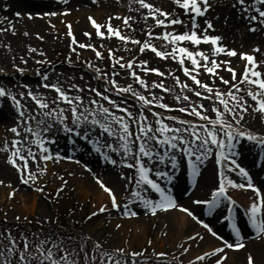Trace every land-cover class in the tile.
I'll return each mask as SVG.
<instances>
[{"label":"snow or ice","instance_id":"6c2138e0","mask_svg":"<svg viewBox=\"0 0 264 264\" xmlns=\"http://www.w3.org/2000/svg\"><path fill=\"white\" fill-rule=\"evenodd\" d=\"M64 2L67 3L68 0ZM135 2L140 5L137 11L146 10L141 13L143 19L146 22L149 18L154 21L153 24L148 25L146 36L165 41V50L157 48L150 39L141 42L139 39L122 34L120 29L111 23L113 19L111 16L103 25L89 17L95 28V34L101 38L116 37L122 42L138 45L140 54L150 50L161 59L178 61L184 76L192 83L181 80L177 75L176 84L181 86L182 92L185 90L191 92L198 98L197 102H193L185 92L183 95L175 96V99L181 102L179 106L165 103L163 96L148 91L149 83L137 72L136 65L138 63L145 74L154 73L163 77L171 73L162 72L158 67H150L148 60L137 62L135 56L128 60L124 57L117 58L115 50L109 48V57L113 60L111 73L102 71L91 62H86L87 66L96 73L93 78L105 81L103 89L93 87L91 84L82 87L76 83H70L65 88L59 79L49 83V72H41L39 69L35 70V74L40 77L37 88L53 90L56 96L51 101L42 93L34 92L28 84L21 86L26 91H20L18 95L6 85H0V98L10 99L16 109L18 121L9 129L14 134L10 145L5 141L0 150L9 153L7 163L16 169L21 182L35 186L40 175L47 171V165L41 167L36 163V171H33L30 161L36 162L39 159L47 162L61 158L60 153H54L49 146L55 143L56 133L63 132L70 135L75 132L80 136L83 132L87 139L89 129H98L99 135L95 139L88 140V143L92 144L95 151L111 165L127 168L132 173L131 175L120 173L125 183L124 195L119 197L113 187L105 184L101 177H96L100 188L108 194L112 209L128 217L138 215V212L133 210L137 203L152 215H156L159 211L179 209L221 242L219 246L196 255L194 259L188 261V264H224L227 258L226 250L241 249L246 246L243 228L237 225L232 214V206L237 202L228 193L230 187L251 189L255 193L250 206L245 209L247 226L258 238L264 239V192L253 183L249 171L238 163L236 158L240 155L237 151L238 145L243 140L252 142L253 146L259 149V154L264 155V134L246 130L241 123L250 109L264 113V60H258L255 55L260 53L261 49L256 46L251 53H237L236 49H230L220 43L222 36L209 34V30H215L211 19H205L204 26L201 27L198 18L205 17L213 7L210 0H173V3L183 10L187 20L181 19L175 10H164L151 0H135ZM231 7L237 9L238 14L246 21L249 32L264 31V0H231ZM16 15L21 14L16 13ZM116 18L120 19V17ZM132 19L128 16L123 17L124 25L132 28L129 24ZM177 25L186 27L187 30L179 32L174 27ZM155 27L164 30L155 33L153 31ZM68 28V35L72 37L73 44H78L82 49L91 48L97 58H103V53L96 49L95 45L79 43L71 32L70 24ZM6 30L0 28V31ZM85 35L91 37L92 34L85 33ZM183 42H188L194 47L190 49L182 46ZM169 44L172 45L170 52L166 50ZM201 44L209 45V51L201 50L199 47ZM29 51L35 52L36 49L29 48ZM72 52H76V48H72ZM221 55L228 57L239 55L240 59L245 61L243 71L238 73L232 66L231 60L218 59ZM21 59L26 65L27 60ZM186 61H190L191 66H188ZM37 63L52 62L41 60ZM67 63L70 65L73 63L71 54ZM117 65L119 69L127 70L134 82L148 91V95L134 89L132 84L122 86L115 78L121 75L116 70ZM13 67L21 75L28 71L27 68L16 64ZM218 69L230 73L231 79L220 75ZM4 71L0 68V73ZM202 72L208 74L211 83L199 78ZM80 79H83V76ZM217 79L227 86L226 91L216 84ZM151 88H160L165 93L171 91L163 81L159 83L152 81ZM85 91L89 95L86 106L84 96L81 95ZM112 93L117 97L123 96L124 99L118 102L113 99ZM127 94H131L138 102L137 112L130 110ZM25 97L31 98L34 102L36 105L34 110L22 104V99ZM203 101H208V104ZM69 112L70 117L67 115ZM172 112L183 113L193 119L168 114ZM210 112L214 115H210ZM69 119L71 124L68 123ZM33 145L36 146L35 150ZM105 148L110 149L118 158H113L108 152L102 151ZM211 156L215 157V163L219 166L218 186L211 191L210 199H194L192 203L206 206V213L211 215L227 202L225 205L227 214L222 215L218 220V222H231L229 224L231 236L227 238L218 233L202 216L196 215L188 206L179 203L176 185L173 183L174 173L181 165L186 163L190 175L198 177L201 174L200 165ZM169 164L170 168H168ZM228 173H236L246 183H237ZM3 183L4 181L0 180V184ZM193 183L197 181L193 180ZM8 186L11 187L10 184ZM36 190L42 192L43 188L37 187ZM61 190H57V196ZM15 194L16 189H13L9 193V198ZM203 211L205 209H202ZM105 212H109L107 205H101L88 219ZM16 219L19 220L20 217L17 216ZM116 227L119 228L120 225L117 224ZM35 235L39 237L41 234ZM197 237L200 240L204 239L198 232L187 239L194 240ZM87 239L90 238H86L85 242L80 244L79 250L70 251L63 246V240H53L51 235L43 239H29L23 233L17 238L11 230H8L6 235L0 232V245H3L0 249V264H81V262L82 264H147L150 260L153 264H172V261L166 259L168 256L166 252H155L153 256L156 259L153 260V257L145 256L146 250L128 251L124 247H117L109 251L104 249L98 240L93 242L91 249H87ZM5 240L6 244H4ZM148 243L151 244V241ZM188 251L187 247L183 249L184 253ZM160 258L165 259L161 262ZM247 264H255L251 253L248 254Z\"/></svg>","mask_w":264,"mask_h":264},{"label":"rangeland","instance_id":"374dc122","mask_svg":"<svg viewBox=\"0 0 264 264\" xmlns=\"http://www.w3.org/2000/svg\"><path fill=\"white\" fill-rule=\"evenodd\" d=\"M47 1L50 2L49 0ZM42 2L47 4L45 0ZM151 2L164 10H175L181 19L187 20V17L183 15V10L178 8L173 3V0H151ZM17 3L25 4L29 8L25 6L24 8L15 7L12 4V0H0V28L7 29L6 31H0V68L5 70L3 73H0L2 74L0 76V85H6L14 94L18 95L20 91H26L21 86L28 84L34 92L42 93L49 101L55 98L56 93L53 90L42 87L37 88V85L40 83V77L35 74V70L37 69L41 72H49V83L59 79V82L65 88L70 83H76L82 87L85 84H91L93 87L103 89L105 81L103 79H94L93 77L96 73L94 69L87 66L86 62H91L102 71L111 73L113 70V60L109 57V48L115 50V56L117 58L124 57L125 60H128L135 56L137 62L139 60H148L150 67H158L162 72L171 73V75H165L163 77L154 73L145 74L142 72L138 63L136 65L137 72L149 83L148 91L154 92L158 96H163L165 103L179 106L181 102L177 101L175 96L183 95L186 92V90L182 92L181 86L176 84L175 76L178 75L181 80H187L189 84L192 83L191 80L184 76L176 60L161 59L156 57L150 50H146L145 53L140 54L138 45L132 44L131 42H122L116 37L109 39L94 36L90 31L93 32L95 28L87 18H85L86 25L87 27L89 26L87 28L89 32L87 31V33L92 34L90 37L92 39L85 40L83 43L95 45V48L103 53V58H97L95 51L91 48L82 49L79 48L78 44L72 43V37L68 35V25H71V32L76 38L77 26L74 23V19L77 18L76 14L79 13V8L86 6L87 8L85 9L90 13L96 11L102 20L106 18V21L104 20L105 24L108 21V17H113L111 23L114 27L119 28L122 34L139 39L141 42L145 39H150V42L154 43L157 48L165 50V41L146 36L148 25L153 24L154 21L151 18L147 22L143 19L141 13L146 10L141 9L137 11L140 5L135 0H68L67 3L64 2V5L57 4L59 7L62 6L59 9L55 7L46 8L45 10H37L38 6L35 7V10H32L33 7L31 5H34L32 3L36 4V0H17ZM210 3L213 4V7L209 9L205 17L198 18L201 27L204 26L205 19H211L215 30H209V34L222 36L221 44L226 45L230 49H236L237 53H251L254 47L259 46L262 51L261 55H264V31L249 32L246 28V21L241 18L237 9L231 7V0H210ZM71 10L74 11V14H66L67 11ZM16 13H20L21 15L17 16ZM49 13H55V15H49ZM80 13L83 14V12ZM126 16L133 18L129 21L132 28L124 25L123 17ZM90 17L97 19V16ZM116 17H120V19ZM174 27L179 32L187 30L186 27L182 28L179 25ZM163 30L161 27L153 28L155 33H161ZM169 30H171V27ZM182 46H187L190 49L194 47L188 44V42H183ZM171 47L172 45H167L166 50L170 52ZM199 47L201 50L207 52L210 46L201 44ZM29 48H34L36 51L30 52ZM72 48H76V52H72ZM128 49H131V51H128ZM70 54L71 60L73 61L71 65L67 63ZM78 54L79 59H77ZM255 54L258 55L257 53ZM236 57L240 58L239 55ZM21 58L27 60L26 65ZM218 59L231 60L232 57L221 55ZM41 60L51 61L52 63L38 64L37 61ZM240 60L245 63L244 60ZM14 64L25 67L28 71L21 75L16 72L13 67ZM186 64L191 66L190 61H186ZM116 70L121 75L115 78L122 86L132 84L134 89L148 95V91H145L141 86L136 84L127 70L119 69L118 65ZM218 71L226 79H231L230 73L227 71L223 69H218ZM242 71L243 69L237 70L238 73ZM81 76H83V79H80ZM199 78L209 83L212 82L207 73L202 72ZM152 81H156L157 83L163 81L164 85L171 89V91L165 93L160 88H151ZM216 84L222 90H227V86L223 85L220 80L217 79ZM186 94L191 97L193 102H197L198 98L191 92H186ZM81 95L84 96L86 106L89 95L87 91ZM112 96L118 102L124 99L123 96L117 97L114 93H112ZM203 102L206 105L208 104V101ZM22 104L26 105L29 109L34 110L36 108L34 102L28 97L22 99ZM127 104L133 112L138 111V102L131 94H127ZM61 106L67 107L66 105ZM156 110L164 111L163 109ZM257 112L259 111L250 109L245 114L244 120L241 123L246 130L264 134V124H261L258 120V118H264V113L261 112L263 114L261 118ZM146 114L148 113L146 112ZM168 114L193 119V117L179 112ZM209 114L214 115L211 112ZM67 115L70 117V112ZM0 117V149H2L5 141H8L10 145L14 134L9 129L18 122L16 109L8 98H0ZM149 118L151 119V117ZM68 123L71 124L70 119ZM97 135H99L98 129H89L87 131V139H85V133L83 132L80 136H77L75 132L70 135L63 132L56 133V144L49 146L54 153L59 152L61 158L47 162L39 159L36 162L30 161V167L33 171H36V163H39L41 167H44L45 164L47 165V171L43 175H40L35 186L31 183L25 185L21 182L16 169L7 163L9 153L0 150V180L4 181L3 184H0V232H4L6 235L7 231L11 230L12 234L17 238L23 233L29 239H43L51 235L53 240H63V246L70 251L72 249L79 250L80 244L84 243L86 238H90L86 242L87 249L90 248L91 243L98 240L103 245V248L109 251L117 247H124L128 251L146 250L145 256H151L153 260L156 259L153 256L155 252H166L168 253L166 259L172 261V264H181V261L183 264H188V261L194 259L196 255L220 245L219 242L211 243L206 237L207 234L211 237V234L192 219L195 227L191 226L183 230L179 227H174L169 212H174L175 209L167 212L159 211L156 215H152L143 209L142 205L137 203L133 210L137 211L138 215L131 217L112 209L110 201L105 196L107 193L100 188L96 177H101L105 184L113 187L119 197L124 195L123 186L125 183L121 179L120 173L125 172L129 175L132 173L127 168L111 165L100 153L95 151L94 146L88 143V140L95 139ZM60 144H63V146H59ZM32 147L34 150L36 149L35 145ZM248 149L250 150L246 151ZM102 151L108 152L113 158H118L110 149L105 148ZM237 151H239L241 156H251L250 159H245L244 161L248 165H253L254 162L256 163L258 171H256V174L252 172V175H254L253 178H260L262 180L261 183L264 184V155L259 154V149L247 140H243L238 145ZM242 164L246 165L243 162ZM168 168H170V164ZM218 168L219 166L215 163L214 156L209 157L208 160L200 165L201 174L198 177H192L190 175L186 169V163L181 165L174 173L173 183L178 185L187 183V186L194 184L193 180H196L198 184L195 183V186H191L194 187V190L190 193L187 202H180V204L186 203L182 205H190L196 210V215L201 216L203 214L200 212L202 209H205L206 212V206L193 204L192 200L211 198V191L218 186ZM246 168L250 170L247 165ZM37 174L39 175V172ZM228 175L237 183H245L243 182V178L237 176L236 173H228ZM9 184L11 187L8 186ZM87 185L92 186L87 188ZM37 187L43 188V191H37ZM13 189H16V194L9 198V193ZM58 189L62 190L57 196ZM234 189L237 188L230 187L228 193L243 208L242 211L245 214V209L250 206L255 193L250 189L245 188L244 191L238 188L240 191L236 195H233L232 191ZM102 191L105 199L100 195ZM226 203L224 202L216 211L227 213ZM237 204L232 206L233 216L237 210ZM101 205H107L109 212L98 213L96 216L88 219L91 213L95 212ZM177 213L180 214V212ZM17 216L20 217L19 220L16 219ZM202 218L205 220V217ZM1 222L14 223L18 226L10 229L3 227ZM20 224H31L34 227L41 226L48 228L50 233L45 235L37 231L35 229L36 227L28 229L22 227ZM117 224L120 225L119 228L116 227ZM52 228H70L73 234H69L71 236L64 234L53 235L52 230H50ZM197 232L204 237L203 240H200L199 237L194 240L187 239L189 236H195ZM38 233L41 234L39 237L35 235ZM148 241H151V244ZM262 241L264 242V239L260 240L258 244H263ZM6 243L7 241L5 240L4 244ZM185 247L189 248L187 253L183 252ZM2 248L3 245H0V249ZM226 251L227 258L224 264L229 262V258H231V254L235 250ZM248 254L247 250L244 256L248 257ZM164 259L160 258L161 262ZM147 264H153V261L150 260Z\"/></svg>","mask_w":264,"mask_h":264},{"label":"bare ground","instance_id":"6f19581e","mask_svg":"<svg viewBox=\"0 0 264 264\" xmlns=\"http://www.w3.org/2000/svg\"><path fill=\"white\" fill-rule=\"evenodd\" d=\"M46 1V3L47 4H39L38 5V9L39 10H45L46 8H60V7H62V6H57V4L55 3V2H48L47 0H45ZM12 4L15 6V7H18V8H24V6L25 7H28L29 8V6H27V5H25V4H20V3H17V0H12ZM84 6V5H83ZM31 7H33V6H31ZM85 8H87L86 6L84 7V8H79V13H77L76 14V16H77V18L76 19H74L75 21H74V23L76 24V26H77V30H76V39H77V41L79 40V43H83L85 40H90V39H92V38H90L88 35H85V33H87V28L89 27H87V25H86V19L85 18H87L88 20H89V17L90 16H97V19H95L98 23H100V24H105V21L104 20H102V18L100 17V16H98L99 15V13L98 12H96V11H93V12H89L87 9H85ZM74 11L73 10H71V11H67L66 12V14H74L73 13ZM80 12H83V14H81ZM85 13H88V14H85ZM65 14V13H64ZM75 18V17H74ZM86 25V26H85ZM89 32V31H88ZM94 36H97L96 34H95V30L92 32V31H90ZM231 62H232V66L233 67H238V66H240V65H242V63L240 62V60L239 59H237V58H232L231 59ZM244 66V65H243ZM242 66V67H243ZM258 114H259V117H263L262 115V113L261 112H257ZM258 120L260 121V123L261 124H264V118L263 119H260V118H258ZM90 186H92V185H87V188H89ZM85 189V188H84ZM87 190V189H86ZM88 191V190H87ZM100 195H101V197L102 198H104L105 199V197H103V191H102V193L100 192ZM105 196L108 198V200H109V197H108V195L107 194H105ZM3 198V197H2ZM106 198V199H107ZM180 201H184V200H181V199H179ZM110 201V200H109ZM187 202V201H186ZM183 204H186V203H183ZM180 212V214H178L177 212ZM218 214H214L212 217H211V221L213 222V223H216L214 220H216L215 219V217L217 216ZM169 216H170V218H171V222H172V224H173V226L174 227H179V228H181L182 230L183 229H188V228H190L191 226H193V227H195L194 226V222L190 219V220H188L189 219V217L187 216V214L186 213H183L182 211H180L179 209H175V211L174 212H169ZM219 227H222L221 225H218ZM202 233H204L203 231H202ZM207 239L212 243V242H215L216 243V241H215V239L214 238H212V237H209L208 236V234H207ZM262 243L264 244V242L262 241ZM263 244H258V243H256L255 241H251V243H249L248 244V246L247 247H244V248H241V249H236V250H240V251H235V252H233L232 254H231V258H229V262L228 263H226V264H246V258L247 257H245L244 255H245V252L248 250V253H251L253 256H254V259H255V264H264V246H263ZM262 245V246H261ZM244 249V250H243Z\"/></svg>","mask_w":264,"mask_h":264}]
</instances>
